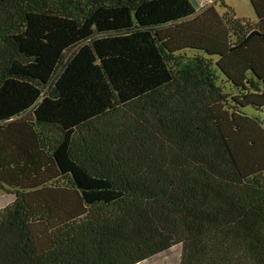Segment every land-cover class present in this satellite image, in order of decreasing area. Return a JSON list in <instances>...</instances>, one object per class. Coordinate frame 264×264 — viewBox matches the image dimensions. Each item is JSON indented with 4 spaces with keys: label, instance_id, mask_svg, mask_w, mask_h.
Wrapping results in <instances>:
<instances>
[{
    "label": "trees",
    "instance_id": "1",
    "mask_svg": "<svg viewBox=\"0 0 264 264\" xmlns=\"http://www.w3.org/2000/svg\"><path fill=\"white\" fill-rule=\"evenodd\" d=\"M248 2L254 21L224 0H0V264L176 245L179 264H264V0ZM83 46L110 103L77 121Z\"/></svg>",
    "mask_w": 264,
    "mask_h": 264
},
{
    "label": "rangeland",
    "instance_id": "2",
    "mask_svg": "<svg viewBox=\"0 0 264 264\" xmlns=\"http://www.w3.org/2000/svg\"><path fill=\"white\" fill-rule=\"evenodd\" d=\"M219 2L220 0H216L215 4L222 13L223 7L219 6ZM224 2L233 9L236 18L255 20L254 12L247 0H224ZM68 70L74 80L77 93L82 103L83 101L87 104L91 103L90 107H86L82 112L77 106V121H83L85 117L88 118L103 111L105 106L110 103V91L107 88L103 91L105 81L98 63L88 46H83L77 51L76 55L68 64ZM96 79L99 80L100 85L101 83L103 85L101 94L100 88H97L99 90L98 94L96 93V87L92 85V82L96 81ZM85 97L86 100L84 99ZM180 252V246L176 245L138 264H179Z\"/></svg>",
    "mask_w": 264,
    "mask_h": 264
},
{
    "label": "crops",
    "instance_id": "3",
    "mask_svg": "<svg viewBox=\"0 0 264 264\" xmlns=\"http://www.w3.org/2000/svg\"><path fill=\"white\" fill-rule=\"evenodd\" d=\"M192 1L194 2V7L197 10V13L200 12L202 8H206L208 6H214L220 12V9L215 4L216 0H192ZM0 196H1V198H0V210L3 209L4 207L10 205L14 201V196L12 194L0 192Z\"/></svg>",
    "mask_w": 264,
    "mask_h": 264
}]
</instances>
